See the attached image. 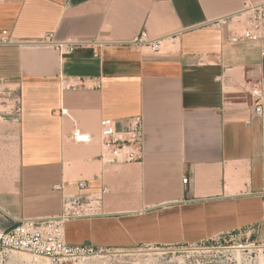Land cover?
Here are the masks:
<instances>
[{
	"label": "crops",
	"instance_id": "1",
	"mask_svg": "<svg viewBox=\"0 0 264 264\" xmlns=\"http://www.w3.org/2000/svg\"><path fill=\"white\" fill-rule=\"evenodd\" d=\"M245 1L0 0V35L14 42L0 44V79L23 106L20 122L0 120V208L48 217L64 193L106 187L102 213L65 224L67 243L125 250L264 235V111L227 107L223 92H264L262 42L207 24ZM142 30L159 52L133 43ZM48 33L80 44L63 57L27 44ZM135 115L142 160L105 163L99 120ZM75 126L92 142H72Z\"/></svg>",
	"mask_w": 264,
	"mask_h": 264
},
{
	"label": "built area",
	"instance_id": "2",
	"mask_svg": "<svg viewBox=\"0 0 264 264\" xmlns=\"http://www.w3.org/2000/svg\"><path fill=\"white\" fill-rule=\"evenodd\" d=\"M208 25L216 28L226 27L229 30L228 40L238 41H261L260 54L264 56V0H246L242 8L234 13L209 21ZM14 43L5 34L0 35V44ZM136 45L147 46L151 51L159 52L162 41L149 38L145 30L133 39ZM30 46L50 47L57 51L60 57L72 53L80 44L73 40H59L53 33L30 40ZM100 47L101 42H96ZM224 100L227 107L235 105L251 108L256 115L261 116L264 111V92L260 85L250 87L239 86L233 90H223ZM65 113L64 110H61ZM23 113L22 97L16 86H11L0 79V120L20 122ZM70 140L77 144L92 142L93 136L75 126L69 136ZM146 136L140 115L128 117L124 124L118 125L115 119L103 117L99 120L98 141L102 152L100 159L105 163H130L141 161L144 153ZM186 181V178H183ZM78 186H85L83 181ZM106 187L100 191L89 193H64L61 199L60 211L48 217L14 218L7 211L0 208V219L11 221L10 228H0V250L4 253L10 251L27 252L32 260L44 257L50 264H63L67 260H85L89 258H102L119 249H112L91 244H70L64 239L65 224L72 219L92 217L102 213L103 195ZM227 234V233H226ZM222 238L227 243L217 246L207 245L204 249H215V253H233L240 249L256 250L257 245L250 243H235L239 232L228 234ZM237 235V236H236ZM212 241L215 238H211ZM208 241V240H207ZM264 243V239L261 240ZM221 264V263H216Z\"/></svg>",
	"mask_w": 264,
	"mask_h": 264
},
{
	"label": "rangeland",
	"instance_id": "3",
	"mask_svg": "<svg viewBox=\"0 0 264 264\" xmlns=\"http://www.w3.org/2000/svg\"><path fill=\"white\" fill-rule=\"evenodd\" d=\"M0 226L10 228L7 221L1 219ZM255 231L256 229H234L229 232H239L240 236L236 235L235 243L253 242L258 247L256 250L240 249L239 252L233 253H215V249H204L203 247L207 245L217 246V244L231 243H225L222 240L223 237L227 239L228 236L218 234L197 242L140 246L115 251L102 258L96 257L81 261L67 260L63 264H264V243L261 242L264 235L257 234ZM226 233L228 234V232ZM211 238H215V240L212 241ZM22 253L29 254L17 251L4 253L0 250V264H36L39 261L40 264H50L44 257H38L37 261L21 259L19 256L23 255Z\"/></svg>",
	"mask_w": 264,
	"mask_h": 264
},
{
	"label": "bare ground",
	"instance_id": "4",
	"mask_svg": "<svg viewBox=\"0 0 264 264\" xmlns=\"http://www.w3.org/2000/svg\"><path fill=\"white\" fill-rule=\"evenodd\" d=\"M15 253V252H14ZM18 254V253H17ZM23 254V253H22ZM19 256V255H18ZM21 259H26V260H31L32 259V256L30 255V254H23V255H20L19 256ZM15 258V257H14ZM45 259V258H44ZM34 261V260H33ZM36 264H40V261L38 262V263H36ZM148 264V263H147Z\"/></svg>",
	"mask_w": 264,
	"mask_h": 264
}]
</instances>
